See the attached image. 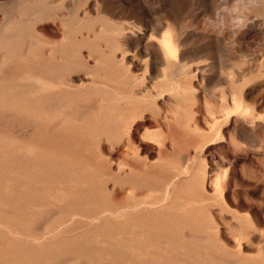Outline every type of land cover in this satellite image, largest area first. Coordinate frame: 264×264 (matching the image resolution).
Listing matches in <instances>:
<instances>
[{
    "label": "rangeland",
    "instance_id": "1",
    "mask_svg": "<svg viewBox=\"0 0 264 264\" xmlns=\"http://www.w3.org/2000/svg\"><path fill=\"white\" fill-rule=\"evenodd\" d=\"M220 6L0 0V264H264V29Z\"/></svg>",
    "mask_w": 264,
    "mask_h": 264
},
{
    "label": "clouds",
    "instance_id": "2",
    "mask_svg": "<svg viewBox=\"0 0 264 264\" xmlns=\"http://www.w3.org/2000/svg\"><path fill=\"white\" fill-rule=\"evenodd\" d=\"M220 7H214L213 16L204 17L203 31L215 34L217 38L228 34L223 41L224 52L234 51L237 47V37L249 25L260 21L264 29V0H220ZM243 57V54H241Z\"/></svg>",
    "mask_w": 264,
    "mask_h": 264
},
{
    "label": "bare ground",
    "instance_id": "3",
    "mask_svg": "<svg viewBox=\"0 0 264 264\" xmlns=\"http://www.w3.org/2000/svg\"><path fill=\"white\" fill-rule=\"evenodd\" d=\"M166 34V33H165ZM174 36V35H173ZM172 37V36H171ZM171 37H164V38H162V41H161V48H162V51L164 52V54H167V55H175L176 54V49H177V46H176V48L174 47V43H173V40L171 39ZM175 37V36H174ZM157 43V42H156ZM177 45V44H176ZM158 48V47H157ZM152 49H153V46H152ZM158 52V51H157ZM159 54H161V53H159ZM178 54H179V52H178ZM166 55V57L168 58V56ZM176 56H177V54H176ZM166 58V59H167ZM176 58V57H175ZM178 59V58H177ZM176 60V59H175ZM174 60V61H175ZM170 61V60H169ZM178 61V60H177ZM176 61V62H177ZM179 62V61H178ZM174 64H177V63H174ZM180 65V64H179ZM173 67H175V66H173ZM180 67H182V66H180ZM177 68V67H176ZM175 69V68H174ZM182 71H183V69H182ZM172 72H173V70H172ZM164 74L166 75V72H164ZM170 74V72L168 73V75ZM168 75H166V76H168ZM171 75V74H170ZM170 75H169V77H170ZM173 76V75H172ZM165 77V76H164ZM167 80V79H166ZM169 81V80H168ZM167 81V82H168ZM174 81V80H173ZM163 83V82H162ZM173 84H175V83H173ZM172 84V85H173ZM163 86H165L164 85V83L162 84ZM161 85V86H162ZM179 85V84H178ZM176 86V85H175ZM174 86V87H175ZM179 87H180V85H179ZM46 88V87H45ZM171 88V87H170ZM181 88V87H180ZM179 89V88H178ZM177 89V90H178ZM182 89V88H181ZM177 92V91H176ZM183 92V91H182ZM179 93H180V90H179ZM123 100V99H122ZM116 217V216H115Z\"/></svg>",
    "mask_w": 264,
    "mask_h": 264
}]
</instances>
